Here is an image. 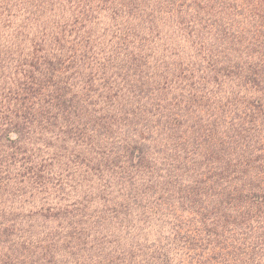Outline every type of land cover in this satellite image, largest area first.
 Here are the masks:
<instances>
[{"label": "trees", "instance_id": "trees-1", "mask_svg": "<svg viewBox=\"0 0 264 264\" xmlns=\"http://www.w3.org/2000/svg\"><path fill=\"white\" fill-rule=\"evenodd\" d=\"M0 264H264V0H0Z\"/></svg>", "mask_w": 264, "mask_h": 264}]
</instances>
